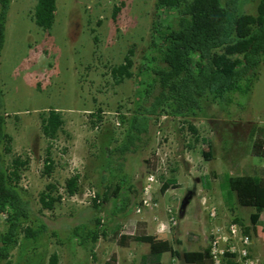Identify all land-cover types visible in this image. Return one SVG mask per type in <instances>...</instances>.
<instances>
[{
	"label": "rangeland",
	"instance_id": "rangeland-1",
	"mask_svg": "<svg viewBox=\"0 0 264 264\" xmlns=\"http://www.w3.org/2000/svg\"><path fill=\"white\" fill-rule=\"evenodd\" d=\"M35 2L10 1L0 57V83L8 114L6 130L13 138L14 154L28 159L22 184L36 202L48 184L56 186L62 200L52 211H44L48 229L56 235H46L35 251L22 243L5 259L0 256V264H46L53 251L58 252L60 264H91V253L76 240L71 243L68 239L74 226L89 224L94 216L107 234L94 245L93 254L97 256L91 261L99 264L105 259L102 254H115L118 264H130L126 258L137 262L155 248L162 251L163 263L167 264L169 254L178 256L182 251L205 248L215 226H226L237 219L250 227L249 215L254 209L239 206L235 199L233 208H228L221 200L217 181L212 180L207 187L200 183V176L212 171L233 176L261 174L264 159L250 154L248 134L254 126L264 127V62L249 100L234 95L231 104L208 103L201 116L191 119L197 140L179 119L161 116L151 121L149 139L144 137L136 143L139 148L134 145L121 156L115 150L124 140L135 105L141 103L135 99L139 92L136 75L150 41L155 0H56L55 21L46 32L32 20ZM256 4L255 0H243L241 11L254 14ZM114 7L120 8L115 19ZM128 49L133 51V76L116 84L109 69L123 62ZM49 108L60 112L66 132H59L51 142L43 136L40 121V115ZM48 147L54 162L50 176L42 173ZM154 166L160 167L156 174L162 175L160 183L171 176V170L179 181L167 192L170 196L165 203L159 200L158 183L153 199L158 202L156 210L172 207L178 225L169 234L174 236L172 241L178 237L181 243H175L170 252L167 233L156 236L153 244L120 247L109 238L117 226L118 234H122L128 218L149 211L135 214L134 206L141 196L142 182ZM73 174L79 176L80 191L69 197L64 184ZM117 182L123 187L117 198L109 197L95 210L91 191L102 197L104 187ZM128 185L132 190L125 189ZM126 195L127 208L117 211ZM191 197L186 215L179 217ZM198 215L201 223L187 219ZM4 227V215L0 213V233ZM249 235L250 257L257 258V253L264 254V233L258 228L255 235L251 230ZM253 241L257 253L252 249ZM179 264H184L181 259Z\"/></svg>",
	"mask_w": 264,
	"mask_h": 264
},
{
	"label": "trees",
	"instance_id": "trees-1",
	"mask_svg": "<svg viewBox=\"0 0 264 264\" xmlns=\"http://www.w3.org/2000/svg\"><path fill=\"white\" fill-rule=\"evenodd\" d=\"M10 1L0 0V57ZM255 1V13L250 14L241 11L243 0H155L150 41L136 75L139 92L135 99L141 103L135 105L124 140L115 150L119 155L129 153V148L134 149L144 137L149 139L154 118L179 119L197 140V130L191 119L201 116L206 104H231L234 95L249 100L264 62V0ZM119 11L120 8H113V19ZM55 12L56 0H36L32 20L42 31H49L55 21ZM132 55L133 51L128 49L123 62L109 69L116 84L133 76ZM7 117L0 83V213L5 222L0 233V256L3 259L22 243L35 251L36 244L46 235L55 236L44 220V211H52L62 200L53 184H48L40 192L37 202L22 184V171L28 165V159L14 154L13 138L6 130ZM40 121L42 134L48 141L55 140L59 132L66 135L64 121L56 109L49 108L46 114L40 115ZM201 140L208 142L205 138ZM248 142L250 154L264 159V127H252ZM53 169L48 147L42 173L50 176ZM173 172L171 170V176L163 178L160 193L176 183ZM212 180L217 181L225 206L232 209L235 199L239 206L254 209L249 215L250 227L244 226L245 233L249 234L250 230L256 233L258 228L264 233V169L260 175L233 176L212 171L201 176L202 185L204 182L207 187ZM104 188L106 191L102 197L95 194L92 199L95 210L109 197L116 199L123 189L119 182ZM125 189L132 190L129 185ZM79 191L78 175L65 179L67 196H74ZM127 206L126 195L117 211H123ZM233 221L241 224L237 219ZM89 224L74 226L68 240L71 243L76 240L85 251L93 254L94 245L107 234L98 217L91 218ZM118 229L119 226L109 239L120 247L130 242H152L150 235L118 234ZM182 260L185 264H212L207 246L200 251L183 252ZM46 264H60L58 252H51ZM104 264H116V256L112 254ZM139 264H161L160 253L142 256Z\"/></svg>",
	"mask_w": 264,
	"mask_h": 264
},
{
	"label": "built area",
	"instance_id": "built-area-1",
	"mask_svg": "<svg viewBox=\"0 0 264 264\" xmlns=\"http://www.w3.org/2000/svg\"><path fill=\"white\" fill-rule=\"evenodd\" d=\"M160 167H152L151 171L145 176L140 189L141 196L134 206L135 214H142L146 210H154L158 207V202L153 199L155 187L162 176L156 175ZM91 199L95 198V192L91 191ZM167 218L165 221L156 220V231L169 233L170 230L178 225V220L173 214L171 206L165 208ZM213 213L210 214L213 217ZM251 237L245 233L244 226L234 221L226 226H215L208 234L209 258L212 264H259L258 258H251L249 247Z\"/></svg>",
	"mask_w": 264,
	"mask_h": 264
},
{
	"label": "crops",
	"instance_id": "crops-1",
	"mask_svg": "<svg viewBox=\"0 0 264 264\" xmlns=\"http://www.w3.org/2000/svg\"><path fill=\"white\" fill-rule=\"evenodd\" d=\"M174 178H175L176 183L174 185H172L164 193H160L161 197H160L159 200L161 201V203H165L167 201V198L170 196V195L167 194V192L170 191V189L172 187H175V186L179 185V181L177 180V177H174ZM200 183H201V176H200ZM186 189H188L189 192H191L189 188H186ZM191 200H192V197H191V199H189L186 202V207L184 208V210L183 211L180 210L179 217H184L186 215V208H187V206H188V204L190 203ZM164 211H165V209L164 210H159V209L156 210V209H154V210L146 211V214H144L143 216L134 217V218H128L126 223L122 226L124 229L122 228V231L120 233L125 234V235H133V234L150 235L152 237V242L151 243H147V244H153L154 241H155V237L156 236L162 235V234H167V233L157 232L156 228H155L156 220L165 221V219H166L165 218V215H166L165 213L166 212H164ZM187 219H191V221L195 219L197 222L201 223L200 215H198L196 218H195V216H193V217L189 216ZM253 234L255 235V233H253ZM173 237L174 236L170 235V240H169V243H168V249H169L170 252L173 250V246H174L175 243H176V246L181 243V241H180V239L178 237L174 238V240L172 241ZM188 238H189V236L187 237V239ZM131 243H137V242H130L127 246H124V247H128ZM252 249H253V251L255 253H257V246H256L254 241H253V248ZM196 251H200V250H196ZM157 252L160 253V263L164 264L163 263L164 262L163 261L164 260L163 259V254H162V251H160V249L155 248L154 251L150 252L149 254L157 253ZM183 252H185V251H182L180 253V255H178V256L175 255V254H169V256L167 257V260H166L167 264H179V260L180 259L182 260V253ZM146 255H148V254H146ZM256 255L258 256L257 258H259L261 264H264V254L257 253ZM96 256H97L96 254H89V259H90V263L91 264H99L98 262H93L92 263V261H91V260L96 259ZM142 256H144V254ZM109 257H105L104 254H102V258H105V259L103 260V262L101 264H104V262L107 261L109 259ZM141 257H140V259L137 262L133 261V259L131 260V258H126V262L130 263V264L131 263L132 264H139L140 260H141ZM122 258L125 259V257H122ZM116 264H118V257L117 256H116Z\"/></svg>",
	"mask_w": 264,
	"mask_h": 264
}]
</instances>
